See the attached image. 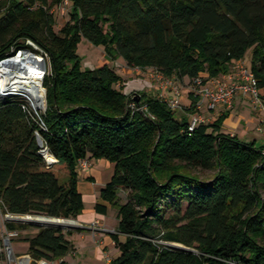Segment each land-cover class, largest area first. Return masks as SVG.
Listing matches in <instances>:
<instances>
[{"label": "trees", "instance_id": "obj_1", "mask_svg": "<svg viewBox=\"0 0 264 264\" xmlns=\"http://www.w3.org/2000/svg\"><path fill=\"white\" fill-rule=\"evenodd\" d=\"M69 1L57 29L64 0H0V62L32 50L48 63L46 110L0 96L2 212L77 218L85 209L79 161L106 159L114 174L101 197L119 221L109 264H264V145L227 132L228 112L191 130L193 91L177 115L159 96L124 92L108 63L83 69L77 52L86 39L109 60L192 85L228 73L251 50L264 99V0ZM5 224L20 234L39 229L19 235L35 261L66 264L75 250L74 229Z\"/></svg>", "mask_w": 264, "mask_h": 264}, {"label": "crops", "instance_id": "obj_2", "mask_svg": "<svg viewBox=\"0 0 264 264\" xmlns=\"http://www.w3.org/2000/svg\"><path fill=\"white\" fill-rule=\"evenodd\" d=\"M121 60V58H118ZM251 60V59H250ZM125 61V60H124ZM245 61V60H244ZM104 63L110 64L106 60ZM126 63V62H125ZM129 67V66H128ZM116 68V67H115ZM117 70V69H116ZM157 86V85H156ZM190 87L186 88L189 93ZM148 92L152 95L159 96L160 89H154ZM188 100L190 103H188ZM184 106L191 104V99L188 94L184 97ZM251 106L255 110L256 117H252L251 112L246 110L247 106ZM202 113L212 118V121L217 119L224 112L230 113V116L225 121V130L232 134H237L245 140H256L257 142L264 140V135L257 131V126L264 116V112L256 110L252 104V99L249 96L237 94L234 105L231 109L220 107L216 111L210 112L204 105ZM240 112L241 118H236ZM182 109L179 114H184ZM91 167L86 169L79 168V189L83 194L85 201L84 211L74 220L80 225V228L69 236L74 243L75 250L65 257L66 264H109V262L119 254V249L112 236L118 232L117 208L113 207L109 202L101 197L102 188L111 180L114 174V164L106 159H91ZM99 162V163H98ZM98 164V165H97ZM121 193V192H120ZM98 203L106 205V211L102 212L96 208ZM94 223L97 225L92 226ZM120 239L124 240L125 235L121 234ZM12 251L14 248V240L12 241ZM28 254L26 252L14 253L15 256ZM1 264H8L7 261L0 259ZM56 264L57 262H51Z\"/></svg>", "mask_w": 264, "mask_h": 264}, {"label": "built area", "instance_id": "obj_3", "mask_svg": "<svg viewBox=\"0 0 264 264\" xmlns=\"http://www.w3.org/2000/svg\"><path fill=\"white\" fill-rule=\"evenodd\" d=\"M69 4H70L69 0H64V2L58 8L62 7L63 5H69ZM25 51L26 50L19 51L14 56V58H17L22 54L26 55L27 52ZM30 51L35 53L37 57H39L40 54L32 50ZM44 57H45L44 55L41 56V60ZM2 67L3 65H0V69ZM8 68H9L8 71L12 74L13 73L16 74L18 71V70L15 71L11 67ZM133 69L137 71L143 70V68H139V67ZM145 69H148L150 71L149 73L150 77L153 79V81L157 84L158 88L160 89L159 97L165 99L172 109L176 111L182 109L183 105H181V101H182L181 86L183 84L177 79V77L167 76L164 73H162L159 69L154 67H148ZM45 73L46 72H43L42 74L43 78ZM11 91L13 93L14 91L17 90L12 89ZM190 91H193L195 95L199 97V101L197 104V111L192 114V119L190 124L191 130L194 129L196 125L200 122L212 121L211 117L202 113L201 109L204 105L206 106V109L210 112L216 111L220 107L231 109L234 105V101L237 94H241L245 97L249 96L252 99V104L254 108L256 110H260L264 112V99L259 94L257 78L254 72L251 70L250 66L243 59L235 61L231 67V70L226 74L212 78H209L208 76L197 77L194 83L192 84V89L190 88ZM6 92H8L7 89L4 91V93ZM4 93L2 92V94ZM2 94H0V96H2ZM132 107H135V103L132 104ZM256 129L258 132L264 135V116H262ZM89 167H90V161L88 159H81L79 161L80 169H86ZM95 225L97 224L94 223L92 226ZM19 235H20V231L9 230L6 227L5 222L0 223V253L1 254L5 253L10 260L15 262V264H45L44 260L35 261L30 254H24L22 256L14 255V258L13 259L11 258L10 248L12 247L11 245L12 241L15 238L19 237Z\"/></svg>", "mask_w": 264, "mask_h": 264}, {"label": "rangeland", "instance_id": "obj_4", "mask_svg": "<svg viewBox=\"0 0 264 264\" xmlns=\"http://www.w3.org/2000/svg\"><path fill=\"white\" fill-rule=\"evenodd\" d=\"M62 7L57 8L55 10V16H56V20H57V25H56L57 29H60V27H62L70 18L69 17L70 4L69 5H63ZM36 48H38V47H36ZM77 52L81 56V65H82L83 69L96 68V67L101 66L104 63V61H106V60L110 61L111 62L110 66L116 67L118 73L123 77V80H124V89L123 90L126 93H132V92H136V91H139L141 94L144 92L148 93V92H151L150 91L151 89H154V87H157L156 86L157 84L150 77V75H149L150 71L148 69H143L142 71L141 70H139V71L134 70L133 68H130L126 65V63L122 57H119V58H121V60H119V59L109 60L108 58H106L104 48L102 46H97V45L93 44L92 42H90L86 39H83L78 45ZM251 52L252 51L249 50L246 57L244 58L245 62L248 65L250 64ZM39 56H43V54H40ZM189 86L192 89V85L183 84L181 86V92H182L181 105H184L183 99L185 96H187V94H189L186 91V88ZM141 94H139V97L141 96ZM11 95H19V96L25 98L28 101V103L30 104V101L27 98V96L20 90L14 91L13 94H11ZM188 103H190L189 100H188ZM30 106H31V104H30ZM246 110L251 112L252 117H256L255 110H253L251 106L248 105L246 107ZM34 111L42 112L43 110L42 109H39V110L34 109ZM235 114H238V116H236V118L237 117L241 118L239 111L235 112ZM177 115H179V111H177ZM257 145L258 146L264 145V140L257 142ZM95 163H97L96 159H95ZM90 167H91V162H90ZM120 200H121V203H124L128 200V191H124V190L121 191ZM69 219H75V218H69ZM7 220H8L7 214H4L2 212V209L0 208V223L6 222ZM77 225H79V224H77ZM35 226H39V225H35ZM79 228H73V229L77 230ZM63 229L68 230V229H72V228H63ZM38 231H39V229L34 227V228H31V229H28V230L21 232L20 235H27V234L33 235V234H36ZM26 251H28V243L24 240H20L19 237L15 238L14 239L13 252L18 253V252H26ZM0 259H2L3 261L4 260L7 261L8 264H15V262L10 260L9 257L6 256L5 253L4 254L0 253ZM50 264H54V263L50 262Z\"/></svg>", "mask_w": 264, "mask_h": 264}, {"label": "bare ground", "instance_id": "obj_5", "mask_svg": "<svg viewBox=\"0 0 264 264\" xmlns=\"http://www.w3.org/2000/svg\"><path fill=\"white\" fill-rule=\"evenodd\" d=\"M41 59V56L38 57ZM33 60L30 54H22L18 56L17 59L13 60L14 62H25V70L17 71L14 77H10L9 68L3 66L0 69V94L6 90V87L9 86V83L12 81L11 87L15 90L22 91L30 101L31 106L35 110L44 109L46 104V92L42 84V74L41 63L39 60ZM30 218L39 220L41 223H47L44 218L31 216ZM70 224H77L74 219L63 220L61 219L57 222L56 226H69Z\"/></svg>", "mask_w": 264, "mask_h": 264}, {"label": "water", "instance_id": "obj_6", "mask_svg": "<svg viewBox=\"0 0 264 264\" xmlns=\"http://www.w3.org/2000/svg\"><path fill=\"white\" fill-rule=\"evenodd\" d=\"M25 52L30 53L31 57L33 58L34 61H36V59H38L37 55L35 53L31 52L30 50H26ZM17 53L18 52H16V54ZM14 56L3 60L0 65L11 67V68H13L15 70H18V71L25 70V68H26L25 62H23V63L14 62L13 60L17 59V58H14ZM38 60L41 63V69L43 70V72H46L47 69H48L47 59L44 57L42 60L41 59H38ZM14 75H16V74L10 73V77L11 78L14 77ZM43 79L44 78L42 77V84H43ZM11 84H12V82H10L9 86L6 87L8 92L2 94V96L12 94L11 90L13 88L10 87ZM43 87H44V85H43ZM44 89H45V92L47 94V90H46L45 87H44ZM46 108H47V98H46V104H45V107H44L43 110H46ZM41 143H42V141H41ZM31 216H37V217L44 218L47 221V223H41V222H39V220H35V219L30 218ZM7 218H8V220L16 221V222H19V223H30V224L39 225V226H48L49 225V226L59 227L61 229H63V228H72L73 229V228H79L80 227L77 224H70L69 226H62V225L61 226H56L57 222H59L61 219L69 220V218L50 217V216H45V215H30V214L15 215V214H7ZM10 255H11V258L13 259L14 255H13L12 248H10ZM44 262H45V264H49L48 261L44 260Z\"/></svg>", "mask_w": 264, "mask_h": 264}]
</instances>
